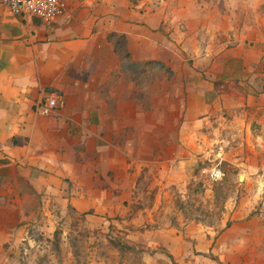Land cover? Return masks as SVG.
<instances>
[{
	"label": "crops",
	"instance_id": "obj_1",
	"mask_svg": "<svg viewBox=\"0 0 264 264\" xmlns=\"http://www.w3.org/2000/svg\"><path fill=\"white\" fill-rule=\"evenodd\" d=\"M63 1L52 25L0 6V247L43 200L111 214L147 169L264 182V0Z\"/></svg>",
	"mask_w": 264,
	"mask_h": 264
},
{
	"label": "rangeland",
	"instance_id": "obj_2",
	"mask_svg": "<svg viewBox=\"0 0 264 264\" xmlns=\"http://www.w3.org/2000/svg\"><path fill=\"white\" fill-rule=\"evenodd\" d=\"M218 160L200 161L188 178L176 166L161 187L152 186L161 167L155 177L144 170L108 215L43 200L0 247V264H264V182L246 185L251 169L223 158L227 175L212 182Z\"/></svg>",
	"mask_w": 264,
	"mask_h": 264
},
{
	"label": "built area",
	"instance_id": "obj_3",
	"mask_svg": "<svg viewBox=\"0 0 264 264\" xmlns=\"http://www.w3.org/2000/svg\"><path fill=\"white\" fill-rule=\"evenodd\" d=\"M0 6H5L16 14L31 15L39 18L47 25H52L66 9L63 0H0ZM262 81L264 86V61L262 65ZM58 99L57 93L50 94L44 104V111L48 113L50 110L58 107ZM218 159V162L209 170V178L212 182L221 181L227 175L221 166V156Z\"/></svg>",
	"mask_w": 264,
	"mask_h": 264
},
{
	"label": "trees",
	"instance_id": "obj_4",
	"mask_svg": "<svg viewBox=\"0 0 264 264\" xmlns=\"http://www.w3.org/2000/svg\"><path fill=\"white\" fill-rule=\"evenodd\" d=\"M116 47L118 48V51H124L125 52V55L127 57H129V53H128L127 49H126V39H125V36H118L117 37ZM150 63H156V62L152 61ZM129 65L133 66V64H130V63H129Z\"/></svg>",
	"mask_w": 264,
	"mask_h": 264
},
{
	"label": "water",
	"instance_id": "obj_5",
	"mask_svg": "<svg viewBox=\"0 0 264 264\" xmlns=\"http://www.w3.org/2000/svg\"><path fill=\"white\" fill-rule=\"evenodd\" d=\"M243 175H241V178H242Z\"/></svg>",
	"mask_w": 264,
	"mask_h": 264
},
{
	"label": "bare ground",
	"instance_id": "obj_6",
	"mask_svg": "<svg viewBox=\"0 0 264 264\" xmlns=\"http://www.w3.org/2000/svg\"><path fill=\"white\" fill-rule=\"evenodd\" d=\"M244 176H242V178H243Z\"/></svg>",
	"mask_w": 264,
	"mask_h": 264
}]
</instances>
